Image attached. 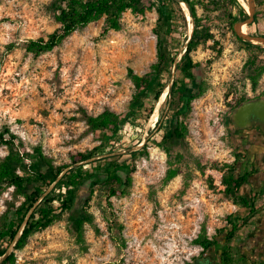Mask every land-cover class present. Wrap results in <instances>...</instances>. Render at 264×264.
<instances>
[{"label": "rangeland", "instance_id": "obj_1", "mask_svg": "<svg viewBox=\"0 0 264 264\" xmlns=\"http://www.w3.org/2000/svg\"><path fill=\"white\" fill-rule=\"evenodd\" d=\"M52 1L0 0V133L9 128L17 136L15 144L25 156L18 174L36 176L41 172L51 186L58 169L73 166V156L91 153V159L78 163L87 165L92 176L78 187L73 211L92 214L94 223L85 224L79 237L70 212L61 213L58 201L44 204L54 187L45 189L46 185L37 181L26 184L28 194L37 188L43 191L36 207L24 208L25 220L30 212H39L40 204L57 209V217L30 236L22 248L11 244L16 264H184L200 251L199 238L221 239L218 231L231 228L228 216L243 220L233 243L241 264L264 263V194L255 195L256 212L251 214L226 195L224 181L249 169L240 162L241 156H236L234 145L238 142L230 134L227 120L243 101L264 96V72L255 86L251 80L255 73L248 63L258 57L257 64L264 66V46L235 34L238 22L231 26L226 10L234 16L237 10L227 0H192L200 30L212 39L192 52L201 75L189 79L177 70L191 34L177 0H143L145 12L124 13L118 32L102 35L103 18L74 32L49 53L28 54L27 41L47 39L59 29L49 9ZM255 10L247 33L264 36V0H255ZM160 11L165 12L162 23ZM191 22L193 29V16ZM169 26L181 34L173 47L164 49L170 58L176 57L177 65L169 64L165 72L152 77L146 90L136 94L128 71L151 73L157 61L156 32L164 33ZM172 79L191 95L198 93V85L203 90L191 101L189 110L179 105L178 110L187 113L179 117L173 108L179 104L178 96L171 101L168 93ZM160 86L165 88L155 102ZM165 95L150 126L152 115L147 118V113L152 106L155 113ZM105 111L120 115L119 130L92 132L85 116ZM160 120L163 129L157 133ZM177 122L186 126L185 138L166 143L162 137L169 136ZM152 131L155 134L141 153L142 147L136 148ZM160 142L173 156H183V162L174 165L179 175L165 185L171 159L157 145ZM37 151L52 163L54 172L41 162ZM8 154V146H0V162ZM111 173L124 182L129 177L132 181L122 188L124 195L112 197V205L105 209L103 184ZM214 175H222L225 189L215 184ZM94 182L97 185L91 186ZM25 201L15 187L0 195V228L13 220L20 222L16 211ZM24 225L25 221L21 230Z\"/></svg>", "mask_w": 264, "mask_h": 264}, {"label": "trees", "instance_id": "obj_2", "mask_svg": "<svg viewBox=\"0 0 264 264\" xmlns=\"http://www.w3.org/2000/svg\"><path fill=\"white\" fill-rule=\"evenodd\" d=\"M182 1L185 2L189 7V10L195 21V27L192 33L191 40L186 45L181 61L177 66V70H180V72L187 78L195 79V74L201 75L200 64L193 62L191 54L202 42H207L208 40L212 39V35L208 34L207 31L200 30L201 26L197 18V11L195 8L196 4L194 3V1ZM197 3L201 4V2ZM227 4L233 6L237 10V16H234L230 9L226 10L227 17L231 21V26L248 18V14L244 7L241 5L240 1L227 0ZM219 5L220 2L217 3V6ZM49 9L53 12L55 21L59 25V29L53 34L49 35L47 39L41 38L38 40L27 41L25 43V50L28 54L42 56L46 53H49L56 47H58L67 37L72 35L74 32L82 30L90 24L98 22L103 18H105V22L102 27V35H106L110 31L118 32L122 29L121 18L124 13L129 10H131L133 13L143 14L145 12L143 0H53L49 6ZM180 12L181 17L184 20V12H182V10H180ZM164 16L165 12L160 11L161 19L159 23H162V17ZM156 34L158 37L157 61L152 65L151 73L138 75L132 69H129L128 71V78L133 83L136 94L143 92L149 87L153 76L161 75L167 70L169 64L172 67L175 64L176 57L170 58V56L167 54V52L164 51V49L166 46L173 47L175 45V43L181 37L179 29L169 26L166 28V31L164 33L162 31H157ZM257 58L258 57L252 59L250 58L248 62L249 66L253 68V71L255 73V76L251 78L255 86L257 85L258 78L264 72V66H259L257 64ZM178 85L179 82L174 81L169 95L171 101L173 100V97L175 95L178 96L177 101H179V104L176 103V107L173 108H177L175 114L179 117L180 114L184 115V111L186 110V108L187 110H189L191 101L198 97L203 92V90H200V86L198 85V93L191 95L185 87H180ZM164 88L165 86H160L155 95V102L159 101ZM180 104L184 105V111L178 110ZM153 111L154 107L152 106L147 113V118L151 115L153 116ZM85 117L87 125L92 132L118 131L122 122L120 115L111 111H105L98 116L86 115ZM162 129L163 125H161L160 120L158 121L155 130L157 131V133H159ZM154 131H152L147 137L146 143L141 148V153L146 149L148 143L155 134ZM185 135L186 126H183L182 124L177 122V125L172 129L170 135H164L162 137V140H166V143H172V140H181L185 138ZM16 139L17 136L13 134V132L9 128H6L3 132L0 133V146L5 145L9 148V154L0 162V195L7 191V189L15 187L16 192L20 195L25 196L26 201L23 206L16 211L17 216H21L20 222L17 224V222L13 220L9 224H4V226L0 228V258H2L7 253L11 244L15 242L21 229V223L26 221V216L23 213L24 208L26 206L28 210L34 208L36 203H38L41 192L43 191L41 188H37L33 194H28L26 184L37 181L45 184V189H48L51 186V184H47L45 175L41 172H38L36 176H30L27 173V176H20L18 174V170L22 169L23 165H25V156L24 153L19 150L18 146H16ZM157 145L163 148L164 144L160 142ZM163 150L171 159L169 162V169L163 180V184L165 185L179 175V168H175L174 165L181 164L183 162V156L181 154L173 156L171 154L170 148H163ZM37 152L39 153L41 162L49 166L52 172H54V166L52 165V163L48 161L44 156H42V153L40 151ZM25 155H28V153H25ZM145 155L148 156V154ZM91 157V153H78L77 155L72 157L73 166L77 165L78 163L85 162L91 159ZM239 157L240 155H237V158ZM86 166L87 165L83 164H81L78 168H71V166H67L71 169L60 180H58V182L54 186V189L50 192L47 201L44 203L49 205L51 203H54L55 201H58L60 203L58 210H60L61 213L70 212V219L73 221L79 237H82V231L85 224L92 225L94 223V217L92 214L88 212H83L80 214L73 211V207L76 203V193L78 187L82 184L83 181H85L88 176H92L89 170L85 168ZM64 168H60L56 173H54L53 182L58 179ZM131 181L132 180L130 177L127 182H124V180L117 174H108L107 180L103 184V188L106 191L105 209L110 208V206L112 205V203L110 202V199L112 197L124 195V189L131 184ZM224 181L227 186L226 195L232 198L239 208L246 209L249 211V213L255 214L257 197L253 196L251 199H246L239 194L240 187L246 182V176H238L234 173L225 177ZM92 185L95 186L97 184L94 182L91 184V186ZM57 192H59V195H57ZM89 201L90 199H86L85 203H89ZM37 208H39V212H33L30 215L20 239L15 243V249L22 248L26 244V241L30 238V236H32L36 231L47 228L56 220L57 216L55 215V213L57 209H54L53 207L44 208L43 204H40ZM227 221L231 228L229 230H219L218 233L221 235V239L219 240L227 238L228 243H230V241L237 237L240 229L242 228L241 225H238V223L243 222V220L240 218L234 219V217L228 216ZM214 238H217V236H215ZM79 239L82 240V238ZM196 243L201 244L202 246L213 244L212 241L206 240L205 238H199ZM226 245L223 248V250L226 251L224 264H231L233 260L229 253L231 248ZM2 264H16L15 254L11 253L10 256L3 261Z\"/></svg>", "mask_w": 264, "mask_h": 264}, {"label": "flooded vegetation", "instance_id": "obj_3", "mask_svg": "<svg viewBox=\"0 0 264 264\" xmlns=\"http://www.w3.org/2000/svg\"><path fill=\"white\" fill-rule=\"evenodd\" d=\"M260 99H264V96L260 95L254 99H249L247 101H244L240 103L235 108V110L244 103L257 101ZM232 113L230 114L227 120L228 121L227 125H228V129L230 130V134L234 138H236V141L238 142L237 145H234L236 149V156L237 155L241 156L239 160L240 162H243V165H247L249 163V158H252V160L254 161H258V162L260 161L261 163H264V123L258 122L255 120L251 124V126L245 129L238 128L231 122ZM250 134L252 136H255L254 140L252 141L253 145L262 148V151L254 152V150L248 149V147H246L243 144V142L245 141V138L249 136ZM248 168H251V167L248 166ZM235 239L236 238H234L232 241H230V243H228L227 238H224L223 240H219L218 238H212L210 240L213 242L212 245L208 244V245L201 246V249L198 252V254L195 256L193 255L192 257L187 259V262H185L184 264H224L226 251H224L223 248L227 243H228L227 244L228 247L231 248L229 251L230 256L233 259L231 264H241L242 263V260H240L241 257L239 256V253L237 254L238 251H235L234 244H233ZM257 240L258 242H261L263 238H257Z\"/></svg>", "mask_w": 264, "mask_h": 264}, {"label": "water", "instance_id": "obj_4", "mask_svg": "<svg viewBox=\"0 0 264 264\" xmlns=\"http://www.w3.org/2000/svg\"><path fill=\"white\" fill-rule=\"evenodd\" d=\"M177 1L179 3L182 2V3L186 4L182 0H177ZM247 1H248V4H249V7H250V11L249 12L246 11L248 13V18L243 20V21L238 22L234 26V32L240 39H242L244 41H247V42H250V43H255V41H259V42L264 43V36H252V35H249L248 33L245 34V33L242 32L243 25L250 26V25L253 24V22L255 20V13H256L255 0H247ZM187 7H188V5H187ZM192 33L189 36L188 42L191 40ZM175 65H177V63ZM173 83H174V81L172 79V83L168 87L169 93L171 91V87H172ZM255 120L258 121V122H263L264 123V99H260V100H257V101L244 103L241 106H239L231 115V122L236 127L242 128V129H245V128L251 126V124ZM146 139L143 141L142 145L138 146L136 149H140L141 147H143L144 144L146 143ZM80 165L81 164H77L75 166H80ZM71 168H73V167H71ZM71 168H69L68 171ZM64 175H65V173H62L61 176L58 177V179L53 183V185L50 187V189H52L56 185L58 180H60ZM48 192H50V190H48ZM38 203H39V200H38ZM38 203H36V205L34 207H36L38 205ZM31 214H32V212H30L29 217H30ZM29 217L26 219L24 227L26 226ZM24 227L22 228V230L20 229V232H19V234L17 236V239L15 240L14 243H12L13 246H15V243L20 239ZM11 253H12V251H11V247H10L9 250L7 251V253L2 258H0V264H2L3 261L7 257H9Z\"/></svg>", "mask_w": 264, "mask_h": 264}, {"label": "crops", "instance_id": "obj_5", "mask_svg": "<svg viewBox=\"0 0 264 264\" xmlns=\"http://www.w3.org/2000/svg\"><path fill=\"white\" fill-rule=\"evenodd\" d=\"M254 138L255 136L250 134L245 138L243 144L248 147V149L254 150V152L262 151V148L253 145L252 141ZM248 166L251 168H245L243 172L237 175L246 176V182L239 189L240 196L246 199H251L255 195L260 196L264 194V163L254 161L252 158H249Z\"/></svg>", "mask_w": 264, "mask_h": 264}, {"label": "bare ground", "instance_id": "obj_6", "mask_svg": "<svg viewBox=\"0 0 264 264\" xmlns=\"http://www.w3.org/2000/svg\"><path fill=\"white\" fill-rule=\"evenodd\" d=\"M238 1L241 2L242 6L245 8V10L247 12L250 11L249 4H248V2L246 0H238ZM179 4H180V7L183 10V12H184L187 20L189 21V34H190V32L192 33L193 32V29H194V25H193V29H192V22H191L192 21V15H191V13L189 11V8L186 6V4H184L182 2L179 3ZM247 31H248L247 25H243L242 32L246 34ZM255 43L263 44V46H264V43H262V42L255 41ZM165 99H166V95L164 96V98L162 99L161 103L158 105L155 113L153 114L152 119H151V122H150V126L152 125V123L156 120L157 116L159 115L160 108H161L162 104L165 102ZM147 135H148V133H147Z\"/></svg>", "mask_w": 264, "mask_h": 264}, {"label": "built area", "instance_id": "obj_7", "mask_svg": "<svg viewBox=\"0 0 264 264\" xmlns=\"http://www.w3.org/2000/svg\"><path fill=\"white\" fill-rule=\"evenodd\" d=\"M214 177L216 178L215 184L218 185L221 189H225V185L223 183L222 175L219 177L214 175Z\"/></svg>", "mask_w": 264, "mask_h": 264}]
</instances>
